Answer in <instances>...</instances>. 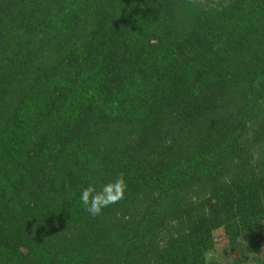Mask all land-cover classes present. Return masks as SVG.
Masks as SVG:
<instances>
[{"label":"trees","instance_id":"1","mask_svg":"<svg viewBox=\"0 0 264 264\" xmlns=\"http://www.w3.org/2000/svg\"><path fill=\"white\" fill-rule=\"evenodd\" d=\"M222 251L264 264V0H0V264Z\"/></svg>","mask_w":264,"mask_h":264},{"label":"clouds","instance_id":"2","mask_svg":"<svg viewBox=\"0 0 264 264\" xmlns=\"http://www.w3.org/2000/svg\"><path fill=\"white\" fill-rule=\"evenodd\" d=\"M126 183L123 176L113 181L103 183L99 188L95 182L89 183L80 191V202L86 211L93 217L101 214L109 205L115 204L124 198Z\"/></svg>","mask_w":264,"mask_h":264},{"label":"rangeland","instance_id":"3","mask_svg":"<svg viewBox=\"0 0 264 264\" xmlns=\"http://www.w3.org/2000/svg\"><path fill=\"white\" fill-rule=\"evenodd\" d=\"M218 236H221V233L220 231L217 233V237ZM210 258H213V259H218L220 264H231L233 262V258L231 257L230 254L226 253L224 254V252H215V253H212L209 255ZM250 263V262H248ZM251 264H255L254 261L251 262Z\"/></svg>","mask_w":264,"mask_h":264}]
</instances>
